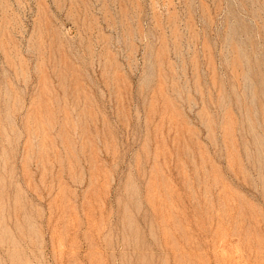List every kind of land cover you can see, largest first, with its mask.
<instances>
[{"label":"rangeland","instance_id":"rangeland-1","mask_svg":"<svg viewBox=\"0 0 264 264\" xmlns=\"http://www.w3.org/2000/svg\"><path fill=\"white\" fill-rule=\"evenodd\" d=\"M0 264H264V0H0Z\"/></svg>","mask_w":264,"mask_h":264}]
</instances>
